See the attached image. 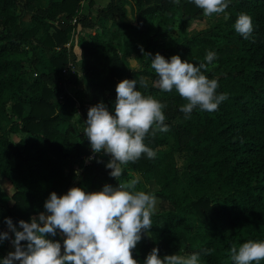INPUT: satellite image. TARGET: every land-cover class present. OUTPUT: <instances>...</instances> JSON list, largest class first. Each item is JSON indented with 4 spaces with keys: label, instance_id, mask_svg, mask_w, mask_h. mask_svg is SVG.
Listing matches in <instances>:
<instances>
[{
    "label": "trees",
    "instance_id": "obj_1",
    "mask_svg": "<svg viewBox=\"0 0 264 264\" xmlns=\"http://www.w3.org/2000/svg\"><path fill=\"white\" fill-rule=\"evenodd\" d=\"M44 1L0 0V232H8L6 217L19 226L46 213L51 192L99 191L138 172L157 185L160 201L132 250L138 264L153 248L161 258L199 252L200 264H232L233 245L264 240V0H231L227 19L191 35L188 22L203 12L190 0H107L95 13V0ZM21 10L29 14L27 25ZM240 13L252 18L248 39L233 27ZM175 25L182 34L177 43L171 41ZM208 51L216 53L211 64L204 60ZM156 53L205 63L202 74L217 79V94L228 98L213 112L196 108L185 118L186 101L155 85ZM71 59L76 69L65 73ZM123 79L136 80L142 95L166 105L169 130L146 135L155 158L142 154L122 166L117 181L106 167L110 155L101 151L85 161L91 147L83 129L90 106L103 102L115 114V86ZM170 140L187 153L181 170ZM46 238L63 251L59 230ZM8 244L0 242V260Z\"/></svg>",
    "mask_w": 264,
    "mask_h": 264
},
{
    "label": "clouds",
    "instance_id": "obj_2",
    "mask_svg": "<svg viewBox=\"0 0 264 264\" xmlns=\"http://www.w3.org/2000/svg\"><path fill=\"white\" fill-rule=\"evenodd\" d=\"M174 2L179 3V0ZM190 2L202 9L203 15L211 17L225 13L231 0ZM233 27L248 39L253 32L252 18L240 13ZM215 58L216 53L208 51L204 60L211 64ZM151 68L158 77L156 87L164 92L175 89L186 101L180 107L185 118L196 108L213 112L228 98L225 93L217 94V79L202 74L201 69L206 70L205 63L196 66L179 55L166 60L156 53L151 58ZM139 83L147 88L143 79ZM136 85V80L119 81L115 86V114H110L103 102L90 106L83 129L93 153L103 151L110 155L106 167L117 181L124 172L122 166L135 163L142 154L149 159L155 158V151L144 143L146 135L169 130L162 111L166 105L150 95H142ZM139 183L137 175L115 187L105 184L99 191L85 192L73 186L59 196L51 192L44 202L47 214L41 212L30 218V222L18 221L19 229L6 217L5 223L14 233L11 243L15 250L0 260V264H14L15 261L19 264H138L132 250L141 240L142 231L147 232L153 224L157 203L153 194L137 190ZM57 230L65 237L63 251L60 242L46 238L47 235L55 236ZM5 239H9L8 232H0V242ZM21 241H26V245ZM211 251L206 249L205 253L211 254ZM199 258V252L161 258L158 249L153 248L143 264H200ZM230 259L232 264H260L264 261V240H248L238 247L233 245Z\"/></svg>",
    "mask_w": 264,
    "mask_h": 264
},
{
    "label": "rangeland",
    "instance_id": "obj_3",
    "mask_svg": "<svg viewBox=\"0 0 264 264\" xmlns=\"http://www.w3.org/2000/svg\"><path fill=\"white\" fill-rule=\"evenodd\" d=\"M39 2L40 6H43L45 1L44 0H36ZM96 3V7H93V13H95L96 8L99 6H104L105 5V0H95ZM102 3V4H101ZM84 9L86 8V3L84 4ZM21 12V22L22 25H27L29 23V14L27 12L24 11H20ZM225 14L221 13V14H214L213 16L209 17V16H205L202 14V16L200 18L197 19H193L191 21L188 22L187 26H186V32L187 34L191 35L196 33L197 31L207 28V27H213V26H217L218 24H220V22H222L225 19ZM180 28H178L177 25H175L172 36H171V41L172 42H180L181 38H182V34H180ZM84 31V29H82ZM78 47L74 48L73 54L77 53ZM72 55V52L70 53ZM72 60V59H71ZM129 63L132 67H136L138 65V62L134 59V58H130L129 59ZM215 65H212V67H214ZM88 83V78L86 77V75H83L82 77V84L83 85H87ZM14 140H17L19 137L18 135H13L12 136ZM168 147L172 146L174 149V154H175V159L177 162V166L178 168L181 170L184 165L186 164V159H187V153L184 150L179 149L178 144L177 143H173L171 140L169 142V145H167ZM139 176L140 177V183L137 186V190H143L145 192H148L150 194H153L156 197L157 203H156V208H159V198L156 195L157 192V185H155L153 182H146L140 175L138 172H130L129 175V179L134 178L135 176ZM12 190L7 191L9 194L11 193ZM39 222V221H38ZM12 243L11 241H9L8 244V252H12L15 249L11 247ZM181 255L187 256V254L182 253ZM222 264H229V259H224L222 261ZM260 264H264V261H261Z\"/></svg>",
    "mask_w": 264,
    "mask_h": 264
},
{
    "label": "built area",
    "instance_id": "obj_4",
    "mask_svg": "<svg viewBox=\"0 0 264 264\" xmlns=\"http://www.w3.org/2000/svg\"><path fill=\"white\" fill-rule=\"evenodd\" d=\"M74 22H75V19L72 20V23H74ZM66 47H69V44H66ZM75 69H76L75 64L73 63L72 60H70L68 62L67 67L64 69V72L67 73L68 71H73ZM94 155H95V153H93L91 150L90 153L86 156L85 161L89 162L90 160L88 159V157H92V159H93Z\"/></svg>",
    "mask_w": 264,
    "mask_h": 264
},
{
    "label": "crops",
    "instance_id": "obj_5",
    "mask_svg": "<svg viewBox=\"0 0 264 264\" xmlns=\"http://www.w3.org/2000/svg\"><path fill=\"white\" fill-rule=\"evenodd\" d=\"M97 1V0H96ZM107 3V2H106ZM105 3V4H106ZM102 4V3H101ZM45 214H47V213H45ZM14 224V223H13ZM18 229H19V226L18 225H16V224H14ZM6 228H7V230H8V233H9V241H11V238H14V233H12L9 229H8V227H7V225H6ZM61 233V232H60ZM62 234V233H61ZM12 248H14V246L12 245L11 246Z\"/></svg>",
    "mask_w": 264,
    "mask_h": 264
}]
</instances>
